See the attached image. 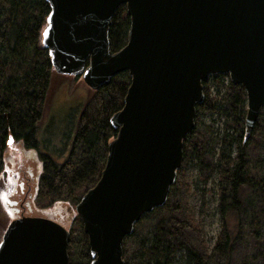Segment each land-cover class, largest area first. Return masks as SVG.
<instances>
[{
	"label": "water",
	"instance_id": "water-1",
	"mask_svg": "<svg viewBox=\"0 0 264 264\" xmlns=\"http://www.w3.org/2000/svg\"><path fill=\"white\" fill-rule=\"evenodd\" d=\"M45 1L41 44L55 74L80 75L90 90L122 72L130 77L123 106L110 118L116 135L104 168L74 207L90 264H124V238L167 200L203 100L201 82L223 74L243 87L246 134L260 111L264 116V0ZM122 5L127 43L112 53L108 29ZM68 242L56 221L19 217L1 236L0 264H68Z\"/></svg>",
	"mask_w": 264,
	"mask_h": 264
},
{
	"label": "trees",
	"instance_id": "trees-1",
	"mask_svg": "<svg viewBox=\"0 0 264 264\" xmlns=\"http://www.w3.org/2000/svg\"><path fill=\"white\" fill-rule=\"evenodd\" d=\"M49 10L45 0H0V183L5 178L8 153L18 158L20 151L35 154L40 169L32 205L37 211L60 205L72 211L67 227L61 224L69 233L68 264H90L87 236L74 207L95 185L104 168L107 145L116 135L110 118L123 106L130 77L127 72H122L108 85L88 90L86 99L79 105L73 138L62 162L57 158L65 148L52 154L43 151L39 130L51 84L57 77L48 51L41 44ZM129 26L125 6H119L108 29L112 53L126 45ZM201 85L203 100L195 105L194 127L183 141L180 169L165 204L150 213L162 215L163 221L175 227L180 223L171 219V209L182 214L195 235L193 244L184 247L185 264H229L233 245L244 228L250 230L254 239L261 237L264 155L250 156L249 149L252 142L258 140L264 152V116L260 111L246 134L243 87L232 84L223 74L211 75ZM10 139L12 142L8 145ZM205 157L213 159L210 168L215 175L217 211L221 221L211 248L200 239L198 225L186 211V205H170V199L179 188L189 191L182 166L194 162L200 167ZM247 190L258 192L262 198V213L257 212L252 203L249 211L245 209ZM138 226L139 222L134 225L132 235L123 240L124 264H170L169 245L158 236L145 241L137 234ZM3 231L4 228H0V239Z\"/></svg>",
	"mask_w": 264,
	"mask_h": 264
},
{
	"label": "rangeland",
	"instance_id": "rangeland-1",
	"mask_svg": "<svg viewBox=\"0 0 264 264\" xmlns=\"http://www.w3.org/2000/svg\"><path fill=\"white\" fill-rule=\"evenodd\" d=\"M57 75V74H56ZM48 103L44 111L39 130V141L43 142L42 150L47 153H55L65 148L58 162H62L69 150L75 120L79 113V105L86 99L89 88L82 82L81 76L57 75L51 84ZM13 152H16L13 149ZM250 156L264 155L258 140L253 141L249 149ZM22 168L26 169V176L32 173L37 180L40 164L36 155L28 151H20ZM5 165V178L0 183V228H6L8 223L20 215L49 218L67 227L72 211L65 205L37 211L32 205L31 210L23 213L18 208L23 191L18 185L23 181L15 178L13 167L16 164L13 153H8ZM213 159L205 157L203 165L197 167L196 163L187 162L182 168L185 173L189 191L182 188L177 190L170 199V205L184 203L187 212L192 214L200 231V239L211 248L220 231L221 221L217 211V196L215 175L211 171ZM7 166V167H6ZM31 185V184H30ZM25 190V188H24ZM258 192L247 190L245 198L248 200L245 209L249 211V204L255 207L257 212L263 211V200ZM27 198L26 202L29 201ZM29 203V202H27ZM33 204V202H31ZM171 219L180 223L175 227L171 223L163 221V216L157 213L144 215L137 228V234L145 241L158 236L160 241L169 245L170 264H185L184 247L193 244L194 232L188 227L181 213L171 209ZM75 212V210H74ZM76 214V213H75ZM261 237L256 240L250 230L244 228L239 239L233 245L229 264H263L264 257V213L261 216ZM62 226V225H61ZM4 232V231H3Z\"/></svg>",
	"mask_w": 264,
	"mask_h": 264
},
{
	"label": "flooded vegetation",
	"instance_id": "flooded-vegetation-1",
	"mask_svg": "<svg viewBox=\"0 0 264 264\" xmlns=\"http://www.w3.org/2000/svg\"><path fill=\"white\" fill-rule=\"evenodd\" d=\"M80 76V75H79ZM15 165L13 167V174L15 178H21V183L18 185V188L20 189V191H23V196L22 199L20 201V203L18 204V208H19V212L21 211L22 213L26 210H31L32 209V200L35 196V192H36V181H35V177L33 176L32 173H29L28 176H26V169L22 168V163L20 161V158H17L15 160ZM31 184V185H30ZM25 188V190H24ZM27 198L29 203L26 202ZM20 217H24L23 215H20Z\"/></svg>",
	"mask_w": 264,
	"mask_h": 264
}]
</instances>
